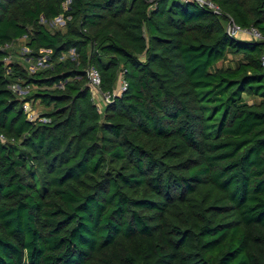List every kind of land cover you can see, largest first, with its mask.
<instances>
[{
    "label": "trees",
    "instance_id": "trees-1",
    "mask_svg": "<svg viewBox=\"0 0 264 264\" xmlns=\"http://www.w3.org/2000/svg\"><path fill=\"white\" fill-rule=\"evenodd\" d=\"M213 1L0 0V264H264V0Z\"/></svg>",
    "mask_w": 264,
    "mask_h": 264
},
{
    "label": "built area",
    "instance_id": "built-area-1",
    "mask_svg": "<svg viewBox=\"0 0 264 264\" xmlns=\"http://www.w3.org/2000/svg\"><path fill=\"white\" fill-rule=\"evenodd\" d=\"M182 1L197 3L200 6L208 7L209 9H211L212 11H214L217 14L222 13V10L219 7V5L216 4L213 0H182ZM61 18L63 19V21L65 23V19L63 16H59L56 19H61ZM56 19H54V20H56ZM227 30H228L230 35L236 36V37H238L239 34H247V35L252 36V38H254V39H258V40L264 39V37L262 36V34L259 32V30L257 28H255V27L243 28V27L237 25L233 21V19H229L228 24H227ZM262 61H263V65H264V57L262 58ZM30 70L35 71L36 67L34 65H31ZM89 77H90V82H91V86L93 89V96H94L95 101L100 100V101L104 102L105 106L107 104L111 103L113 101L114 97H116L117 95H120L127 88V82L122 78L120 80V85L116 90L108 91V92H102L101 88H100L101 77H100L98 71L95 70L94 68H91L89 71ZM13 89L15 91H17L19 94H24L27 92V90H23L19 84H14ZM100 101L96 102V103H97L98 107L100 109H102ZM24 109L28 114L29 120H36L37 118H39V114L33 108V105L31 102H28V101L25 102L24 103ZM41 120H46V119L41 118Z\"/></svg>",
    "mask_w": 264,
    "mask_h": 264
},
{
    "label": "rangeland",
    "instance_id": "rangeland-1",
    "mask_svg": "<svg viewBox=\"0 0 264 264\" xmlns=\"http://www.w3.org/2000/svg\"><path fill=\"white\" fill-rule=\"evenodd\" d=\"M44 23H46L47 26L49 28H51V29L63 28L64 25H65V23H64V21H63L62 18L61 19H56V20L50 21V22L44 21ZM243 36H248L251 39H254V38H252V36L247 35V34H239L238 35L239 38L240 37H243ZM24 43H25V41L24 42L23 41H19L18 43H16V45L13 48V53L11 54L12 57L10 56V58L8 59V61H10V60H19L21 62L24 61V59L26 57V54L29 52V49L25 46ZM46 59H47L46 56L45 57H42L37 64L34 65L33 63H30L29 65H34L35 67L36 66L37 67L38 66H43L44 63H45V61H46ZM233 59H234L233 56L232 55H229L228 58L225 61L220 62L219 65H223V64L224 65H228V64H231V63L234 62ZM27 60L29 61V59H27ZM21 88H22V86H21ZM22 89L23 90H28L29 87H23ZM245 97H246V99H247L248 102H250V103L253 102V99L251 97H249L247 95ZM99 101L100 100H97L96 102H99ZM100 102H101L100 104H101L102 108H104L105 107L104 102H102V101H100ZM33 108L38 112V114H40L45 109V107L42 104H40V102H36Z\"/></svg>",
    "mask_w": 264,
    "mask_h": 264
},
{
    "label": "crops",
    "instance_id": "crops-1",
    "mask_svg": "<svg viewBox=\"0 0 264 264\" xmlns=\"http://www.w3.org/2000/svg\"><path fill=\"white\" fill-rule=\"evenodd\" d=\"M240 38H242V39H246V40H250V39H251V38L248 37V36H243V37H240Z\"/></svg>",
    "mask_w": 264,
    "mask_h": 264
}]
</instances>
